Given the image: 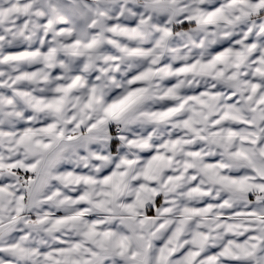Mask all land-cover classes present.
Instances as JSON below:
<instances>
[{
  "label": "snow or ice",
  "instance_id": "1",
  "mask_svg": "<svg viewBox=\"0 0 264 264\" xmlns=\"http://www.w3.org/2000/svg\"><path fill=\"white\" fill-rule=\"evenodd\" d=\"M0 264H264V0H0Z\"/></svg>",
  "mask_w": 264,
  "mask_h": 264
}]
</instances>
